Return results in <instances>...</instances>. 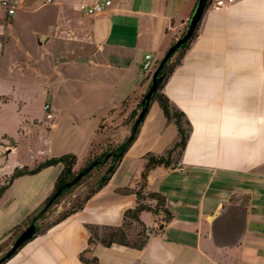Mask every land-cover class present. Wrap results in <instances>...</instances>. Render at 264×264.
<instances>
[{
	"label": "crops",
	"instance_id": "obj_1",
	"mask_svg": "<svg viewBox=\"0 0 264 264\" xmlns=\"http://www.w3.org/2000/svg\"><path fill=\"white\" fill-rule=\"evenodd\" d=\"M17 1L13 15L5 12L12 27L18 28L16 12L28 5L36 10L52 4L54 14L27 43L13 32L21 55L13 56V62L25 61L32 68L28 80L42 99L44 117L23 116L16 136L4 132L0 138V186L17 166L34 167L70 151L78 157L76 169L94 146L101 149L109 134L101 131L102 122L122 118L130 108L124 103L141 97L151 83L153 71L142 69L145 54L152 55L155 68L187 29L198 0H111L99 14L77 8L98 0ZM0 49L1 57L6 47ZM13 84L12 93L17 82ZM162 91L192 126L180 161L157 166L147 177V189L165 195L172 217L165 220L162 212L142 211L139 217L148 230L140 249L100 241L103 226H120L125 211L136 206L144 155L162 154L177 139L176 125L152 100L136 139L108 182L67 218L37 231L1 264H93L83 258L97 264H264V241L256 238L264 221V0H211ZM12 93L0 95L8 96L7 102ZM60 101L68 102V109L60 108ZM45 103L52 107L51 121ZM66 121L80 136L81 154L65 147L57 133ZM38 129L46 134L47 145L35 154L32 137ZM120 129L124 139L129 123ZM56 133L57 146H52ZM12 154L16 161L11 164ZM61 168L57 163L20 176L4 189L0 244L44 204ZM232 205L244 210L243 231L234 244L220 246L214 223L220 228L230 222L226 211ZM232 225L236 234L237 222Z\"/></svg>",
	"mask_w": 264,
	"mask_h": 264
},
{
	"label": "trees",
	"instance_id": "obj_2",
	"mask_svg": "<svg viewBox=\"0 0 264 264\" xmlns=\"http://www.w3.org/2000/svg\"><path fill=\"white\" fill-rule=\"evenodd\" d=\"M211 0H208L206 9L210 5ZM198 27V26H197ZM186 31V29H185ZM184 31V33H185ZM197 28L193 32L190 39H188L185 43H183L174 53L172 57L167 59L163 66L160 68L158 72V77H160V81L158 82L155 94L151 97L149 101H144V94L139 97L136 105L131 110L128 117L125 119V122L129 123L130 131L129 134L123 139V141L110 145L107 147L100 155L95 157L92 160L85 162V164L80 169H75V166L78 162V157L74 153H66L61 156L46 158L40 162H38L34 167L29 166H17L14 168L13 172L6 177V184L0 186V195L4 191V189L16 178L26 175V174H33L38 172L39 170L46 168L48 166L55 165L57 163H61L62 168L61 171L56 179L55 188L52 194L46 199L44 202L41 210L33 215L29 216L24 224V227H17L14 231H18L21 233L28 225L32 223H36V221L43 216L46 210L56 203L60 196H62L70 187L78 184L82 177L86 176L94 167H98L101 165L106 164L110 161V164L105 169L103 175L100 177L97 187L90 192L84 199V201L95 191L99 190L102 186H104L108 180L110 179L111 175L114 173L116 167L118 166L119 162L121 161L122 157L128 150V148L132 145L134 140L136 139L141 123L145 117V115L138 121L137 120V111L143 107L149 108L150 102L152 100H157L165 118L169 122H173L177 128V139L166 149V151L162 154H153L151 152L144 155L145 164L140 174V182L138 184V188L136 190L137 195V204L134 208L127 209L124 213V219L120 226L112 227V226H103L100 236V241L104 246H110L112 244H121L130 246L132 248L140 249L146 242V232L148 228L144 224V222L140 219V213L142 211H150L154 214L158 212H162L164 214V219L169 220L172 217V213L166 208V197L164 194L156 191H150L147 189V177L148 173L151 169L157 166H164V167H171L175 166L179 161L184 151L188 138L190 136V132L192 130L191 123L184 113L179 107H177L170 98L162 91V87L168 77L172 74L175 67L181 62V59L185 53V50L188 48L190 40L196 35ZM184 33L181 35L183 36ZM175 54H179L178 58L171 62L175 56ZM169 62L171 64L169 65ZM160 63V62H159ZM159 63L156 65L155 70L157 69ZM154 70V71H155ZM154 73V72H153ZM146 111V113H147ZM139 115V114H138ZM82 174L81 177L75 181L73 184L68 185L71 183L78 174ZM61 189L60 193L55 196L56 192ZM146 199H151L154 201V204L151 205L146 202ZM83 204V203H82ZM81 204V205H82ZM80 205V206H81ZM78 206V207H80ZM242 206V205H241ZM76 209V208H75ZM75 209H72L65 213L59 221L67 218L70 214L74 212ZM229 220L221 225L220 228L217 227V223H214V239L216 243L220 246L234 244L239 235L243 231V224H244V210L242 208H233L227 212ZM226 218V219H227ZM225 219V218H224ZM233 220L237 222L238 230L237 233L234 234L233 229ZM132 223H137L141 229L136 234L134 240H131L128 236L127 229L130 227ZM96 227H92V235L97 237V233L95 232ZM39 231L38 226H36V232ZM3 256H0V264L4 262L6 259L1 260ZM88 263H96L95 260H88L83 258Z\"/></svg>",
	"mask_w": 264,
	"mask_h": 264
},
{
	"label": "rangeland",
	"instance_id": "obj_3",
	"mask_svg": "<svg viewBox=\"0 0 264 264\" xmlns=\"http://www.w3.org/2000/svg\"><path fill=\"white\" fill-rule=\"evenodd\" d=\"M50 5L52 4H48L36 10H32V7L28 5L22 12H16L13 19L15 20L16 17L18 18V28L10 26L5 11L0 6V48L6 47L3 56L0 57V93H12V87L14 85L13 83L17 82L16 89L12 93L13 97H10L7 102L6 98H8V96L0 95V103L6 102L5 104L0 105V138L3 136L4 132H7L12 136H16L20 120L23 119V116L28 117V119L32 117L42 119L44 117V113L41 110L42 99L41 97L36 96L34 92H32V87L29 84L28 80L30 79L32 68L27 65L25 61V63L19 61L18 64H14L13 62V56H17L18 58H20L21 56L18 50L19 43L16 42V35H13V32L16 31L21 34L25 43L29 42L30 37L35 32V29L44 30L49 20L53 17L54 12L51 11ZM178 56L179 54H175L171 62H174L178 58ZM171 62H169V65L171 64ZM23 67H26L28 70L25 71ZM154 70L155 68L152 69L153 72ZM152 71H150L149 73H151ZM138 98L139 97L137 96L134 99L132 96L124 104L129 105L132 109V107H134L139 100ZM20 99L25 101V104L20 103ZM60 104V108L66 109L67 107L68 109V102L66 103V101H60ZM124 107L125 105L122 106V108ZM119 108L121 110V107ZM130 108H128V113H124L122 115V118H119L118 121L111 120L102 122L101 131L109 133L108 136H106L107 138H103L102 148L100 149V147H97L96 149V146H94V148L91 149L86 160H83L82 164L77 166L76 169H80L81 165L83 166L85 162L92 160L100 155L110 145L112 146L115 143L123 140L121 138L123 130H121L120 128L125 125V119L131 111ZM139 112L140 109H138L136 116H138ZM67 122L68 121L63 124L64 127L57 133H59V136L64 138L61 140H65V147H73L74 150H78L76 151L77 153L81 154L83 151L79 147V144L81 143V139L79 140L80 136L77 134V131H75L74 127H71V125ZM33 124L42 125V122L33 120ZM57 133L55 134L57 136L56 139H54L52 142L54 144L51 143L52 146H57ZM46 140V134H44L42 130L38 129L36 135H33L32 137V144L35 150V154L36 150H38L40 147H43L44 145H47V143H45ZM24 147L27 148L28 145ZM68 153H70V151H68ZM27 156H29L28 153L22 155L23 158H27ZM15 161L16 158L14 154H12L9 163L12 164ZM109 164L110 161H108L104 165L94 167L86 176L82 177L78 184L70 187L62 196H60L58 201L51 205L43 214V216H41L36 221L35 224L36 226H38L39 230L42 231L49 228L50 226L58 222L65 213L80 206L84 202L85 197L97 187L100 177L103 175L105 169ZM3 183H5V180L2 182V184ZM17 187L18 186H16V188ZM42 206L37 209L36 213H33V215L37 214L41 210ZM233 207V205L232 207H228L226 213L230 210H233ZM237 208L239 209L238 206ZM163 216L164 214H162V217ZM140 229L141 227L137 223H132L127 229L129 238L131 240H134L136 234L140 231ZM19 234L20 233L18 231H15L9 239L4 240V242L0 244V256H3L9 250ZM263 237L264 221L262 226L259 227V235H256L257 241L263 242Z\"/></svg>",
	"mask_w": 264,
	"mask_h": 264
},
{
	"label": "water",
	"instance_id": "obj_4",
	"mask_svg": "<svg viewBox=\"0 0 264 264\" xmlns=\"http://www.w3.org/2000/svg\"><path fill=\"white\" fill-rule=\"evenodd\" d=\"M208 0H198L196 3V6L189 18L188 21V26L186 29V32L184 33L183 36L178 38L166 51L164 57L160 61L157 69L154 71L152 78H151V83L148 86L145 94H144V101H149L151 97L155 94L158 82L160 81V77H158V72L160 68L163 66L164 62L172 57L176 50L183 44L185 43L188 39L191 38L193 32L198 26V23L200 22L205 10H206V5H207ZM147 108L143 107L141 111L139 112V115L137 117V120L139 121L145 114H146ZM81 173L77 175V177L71 182L68 183V185L73 184L75 181H77L81 177ZM61 189L56 192L55 196H57L60 193ZM36 233V224L32 223L28 225L15 239L13 242L12 246L9 248V250L3 255L1 260L10 258L13 256L17 250L26 242L28 241L34 234Z\"/></svg>",
	"mask_w": 264,
	"mask_h": 264
},
{
	"label": "built area",
	"instance_id": "obj_5",
	"mask_svg": "<svg viewBox=\"0 0 264 264\" xmlns=\"http://www.w3.org/2000/svg\"><path fill=\"white\" fill-rule=\"evenodd\" d=\"M17 3H18L17 0L1 1L2 7L4 11L7 13V15H13L15 13ZM111 4H112L111 0H98L92 4L80 3L77 6V8L88 14H99L104 12ZM142 69L148 73L152 71V69H154V65L152 62V55L150 53L145 54L142 61ZM43 110L46 113V118L51 121L54 118V113L51 105L49 103H45L43 105Z\"/></svg>",
	"mask_w": 264,
	"mask_h": 264
}]
</instances>
